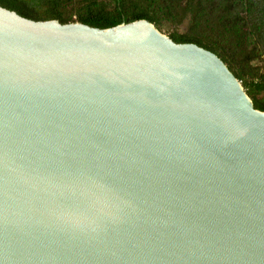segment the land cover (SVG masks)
Returning <instances> with one entry per match:
<instances>
[{"label": "water", "instance_id": "95a60500", "mask_svg": "<svg viewBox=\"0 0 264 264\" xmlns=\"http://www.w3.org/2000/svg\"><path fill=\"white\" fill-rule=\"evenodd\" d=\"M0 264H264V112L146 19L0 5Z\"/></svg>", "mask_w": 264, "mask_h": 264}, {"label": "trees", "instance_id": "16d2710c", "mask_svg": "<svg viewBox=\"0 0 264 264\" xmlns=\"http://www.w3.org/2000/svg\"><path fill=\"white\" fill-rule=\"evenodd\" d=\"M34 20L57 19L110 28L140 19L176 43H195L217 54L264 112V0H0ZM187 23L185 31L179 26Z\"/></svg>", "mask_w": 264, "mask_h": 264}, {"label": "rangeland", "instance_id": "374dc122", "mask_svg": "<svg viewBox=\"0 0 264 264\" xmlns=\"http://www.w3.org/2000/svg\"><path fill=\"white\" fill-rule=\"evenodd\" d=\"M187 28V23H183L182 25L179 26V30L180 31H185ZM174 29L173 26L170 25H165L164 27H162V33L166 34L167 36H169V33ZM264 95V92H263Z\"/></svg>", "mask_w": 264, "mask_h": 264}]
</instances>
